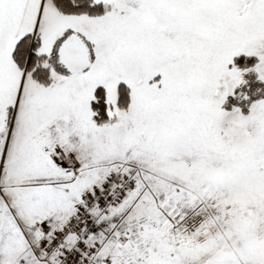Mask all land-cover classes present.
<instances>
[{"label":"snow or ice","instance_id":"1","mask_svg":"<svg viewBox=\"0 0 264 264\" xmlns=\"http://www.w3.org/2000/svg\"><path fill=\"white\" fill-rule=\"evenodd\" d=\"M0 264H264V0H0Z\"/></svg>","mask_w":264,"mask_h":264}]
</instances>
